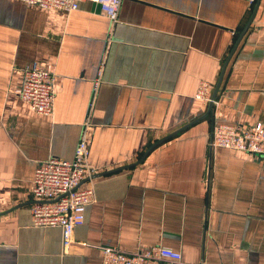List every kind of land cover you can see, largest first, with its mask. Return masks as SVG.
I'll return each mask as SVG.
<instances>
[{
    "label": "crops",
    "instance_id": "obj_1",
    "mask_svg": "<svg viewBox=\"0 0 264 264\" xmlns=\"http://www.w3.org/2000/svg\"><path fill=\"white\" fill-rule=\"evenodd\" d=\"M256 2L124 0L113 27L92 0L70 14L0 0V264H102L106 247L150 246L176 264H264V158L212 147L220 124L264 123V0L212 111L195 98L202 81L212 97ZM34 62L56 74L52 117L17 93ZM84 134L94 176L131 167L93 179L66 253L59 228L33 226L31 187Z\"/></svg>",
    "mask_w": 264,
    "mask_h": 264
},
{
    "label": "built area",
    "instance_id": "obj_2",
    "mask_svg": "<svg viewBox=\"0 0 264 264\" xmlns=\"http://www.w3.org/2000/svg\"><path fill=\"white\" fill-rule=\"evenodd\" d=\"M27 6L45 11L67 14L77 11L84 0H17ZM101 12L116 26L124 0H92ZM102 75V68L98 78ZM56 74L50 67L38 62L27 65L17 90L19 98L41 116L52 117L55 106ZM98 83H96L97 85ZM211 86L199 83L195 98L203 103L211 101ZM212 147L229 149L264 158V123L253 125L220 124L213 130ZM90 145L84 134L77 146L74 159H50L41 163L34 174L31 192L35 203L31 207L33 226L59 228L62 231L64 252L74 242L75 229L84 225L86 212L96 199L93 176L95 169L89 163ZM88 180L87 187L80 186ZM102 264H176L182 255L163 246H150L140 252L127 253L119 248L106 247Z\"/></svg>",
    "mask_w": 264,
    "mask_h": 264
},
{
    "label": "water",
    "instance_id": "obj_3",
    "mask_svg": "<svg viewBox=\"0 0 264 264\" xmlns=\"http://www.w3.org/2000/svg\"><path fill=\"white\" fill-rule=\"evenodd\" d=\"M261 2H262V0H257L256 5H255V7H254V9H253L252 15H251V17H250L249 22H248L247 25L245 26L244 30L240 33L237 42L235 43V45H234V47H233V49H232L230 55L228 56V58H227V60H226V62H225V64H224V67H223V70H222V73H221L220 79H219V81H218V83H217V85H216V87H215L214 93H213V95H212V97H211V101H210V103H209V110H208V113H210V112L212 111L213 106H214V104H215V102H216V98H217V95H218V93H219V91H220V87H221V84H222V81H223V78H224V74H225L226 68H227V66H228V64H229V62H230L232 56L234 55V53H235L237 47L239 46L240 42L242 41V39L244 38V36H245L246 33L248 32V30L251 28L252 23H253V21L255 20L256 15H257V13H258V10H259V7H260ZM200 120H202V119H198V120H196L195 122L191 123V124L188 125L187 127H189V126H191V125H193V124L199 122ZM187 127H185V128H183V129H181V130L175 132L174 134H171L170 136H168V137H166V138L160 140V141L157 142L153 147H155L156 145H159L160 143L166 141V140L169 139V138H172V137L178 135L181 131H183V130L186 129ZM148 153H149V152H147V153L145 154L144 158L147 156ZM144 158H143L141 161H143ZM135 165H136V164H135ZM130 167H131V166H127V167L119 168V169H117V170L109 171V172H106V173H103V174H100V175H95V176H93L92 179H95L96 177L104 176V175H106V174H110V173H113V172H117V171H119V170H125V169H128V168H130ZM83 183H84V182H83ZM83 183H82L80 186H82ZM34 203H35V202H34Z\"/></svg>",
    "mask_w": 264,
    "mask_h": 264
}]
</instances>
